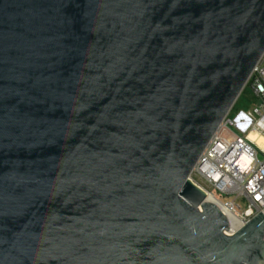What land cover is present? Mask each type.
Instances as JSON below:
<instances>
[{"label": "water", "instance_id": "1", "mask_svg": "<svg viewBox=\"0 0 264 264\" xmlns=\"http://www.w3.org/2000/svg\"><path fill=\"white\" fill-rule=\"evenodd\" d=\"M264 55V0H0V264H264L190 175Z\"/></svg>", "mask_w": 264, "mask_h": 264}, {"label": "built area", "instance_id": "2", "mask_svg": "<svg viewBox=\"0 0 264 264\" xmlns=\"http://www.w3.org/2000/svg\"><path fill=\"white\" fill-rule=\"evenodd\" d=\"M248 83L257 102L232 119L227 116L190 175L206 193L226 197L224 204L242 226L264 210V158L259 157H264V143L249 138L255 133L264 139V55ZM230 126L240 134L233 133Z\"/></svg>", "mask_w": 264, "mask_h": 264}, {"label": "bare ground", "instance_id": "3", "mask_svg": "<svg viewBox=\"0 0 264 264\" xmlns=\"http://www.w3.org/2000/svg\"><path fill=\"white\" fill-rule=\"evenodd\" d=\"M249 138L258 141L260 145H263L264 143V139L262 137L257 136L255 133H251L249 135ZM207 196H208V201L215 203L222 210V212L228 217L231 225L230 226L231 231L229 233L232 234L238 231L242 227V222L240 218L231 210L230 207L226 206L224 203L218 200L213 194L207 193Z\"/></svg>", "mask_w": 264, "mask_h": 264}, {"label": "rangeland", "instance_id": "4", "mask_svg": "<svg viewBox=\"0 0 264 264\" xmlns=\"http://www.w3.org/2000/svg\"><path fill=\"white\" fill-rule=\"evenodd\" d=\"M246 94H247V97L243 96V98L240 99L239 103L236 104L235 111H233L235 115L240 111H248L251 108L250 104H249V99H248V97L251 94V88L250 87L248 88ZM234 114H233V116L231 115L229 118L232 119L234 117ZM230 128H231V131L233 133L240 134L234 127L230 126ZM228 135H230V133H228ZM259 157H260V159L264 158L262 155H260ZM202 185L205 186L204 184H202ZM205 188H207V187L205 186ZM207 190L209 192H212L209 188H207ZM213 193L215 196H217L220 199L221 202L225 203L226 201H228V199L226 197H221L220 195H218V193H216L214 191H213Z\"/></svg>", "mask_w": 264, "mask_h": 264}, {"label": "trees", "instance_id": "5", "mask_svg": "<svg viewBox=\"0 0 264 264\" xmlns=\"http://www.w3.org/2000/svg\"><path fill=\"white\" fill-rule=\"evenodd\" d=\"M248 88H249V83H248V84L246 85V87L244 88L243 92L241 93L240 97L238 98L237 102L235 103L233 109H232L231 112L229 113L228 118H229L231 115L233 116V114H234L233 111H235L236 104L239 103L240 99L243 98V96L247 97L246 92H247ZM248 99H249L250 107H251L254 103L257 102V100H256V98L253 96L252 92H251L250 96L248 97ZM236 113H237V112H236ZM234 116H235V114H234Z\"/></svg>", "mask_w": 264, "mask_h": 264}]
</instances>
